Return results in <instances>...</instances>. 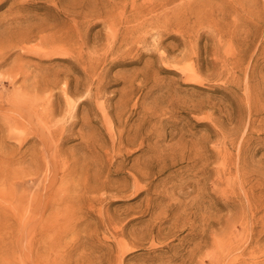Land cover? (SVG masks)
I'll list each match as a JSON object with an SVG mask.
<instances>
[{
  "label": "rangeland",
  "instance_id": "obj_1",
  "mask_svg": "<svg viewBox=\"0 0 264 264\" xmlns=\"http://www.w3.org/2000/svg\"><path fill=\"white\" fill-rule=\"evenodd\" d=\"M0 264H264V0H0Z\"/></svg>",
  "mask_w": 264,
  "mask_h": 264
}]
</instances>
